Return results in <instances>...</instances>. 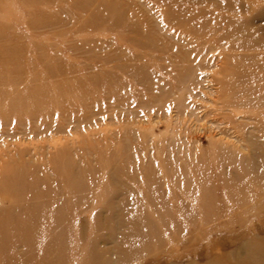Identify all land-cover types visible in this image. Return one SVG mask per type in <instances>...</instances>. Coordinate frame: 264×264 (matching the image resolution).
<instances>
[{"label": "rangeland", "instance_id": "obj_1", "mask_svg": "<svg viewBox=\"0 0 264 264\" xmlns=\"http://www.w3.org/2000/svg\"><path fill=\"white\" fill-rule=\"evenodd\" d=\"M0 264H264V0H0Z\"/></svg>", "mask_w": 264, "mask_h": 264}]
</instances>
